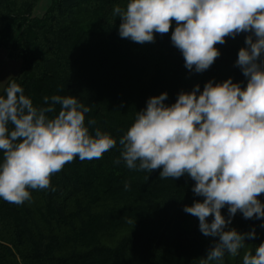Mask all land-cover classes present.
<instances>
[{"label":"trees","instance_id":"16d2710c","mask_svg":"<svg viewBox=\"0 0 264 264\" xmlns=\"http://www.w3.org/2000/svg\"><path fill=\"white\" fill-rule=\"evenodd\" d=\"M39 1L0 0V49L22 61L1 95L15 81L37 108L48 106L45 96H74L91 109L85 114L90 133L99 128L117 143L100 159L77 157L66 164L52 176L50 188L30 190L31 201L16 205L0 199V264H201L219 237L205 236L198 218L184 211L204 199L192 191L195 181L187 174L161 179L162 169H128L119 140L150 97L166 92L164 104L170 106L180 92L196 85L202 92L208 81L231 78L246 87L236 60L251 33L216 45L220 56L197 73L185 67L171 42L175 21L169 33L139 44L120 37L122 21L113 14L128 0H51L44 14L35 16ZM55 109L49 116L57 115L60 105ZM92 119L95 125L88 124ZM259 199L264 203V194ZM221 213L229 219L227 206ZM229 229L255 230L237 256L225 254L223 264H243L245 252L255 254L264 242V218L245 219L238 211Z\"/></svg>","mask_w":264,"mask_h":264},{"label":"clouds","instance_id":"9594fccd","mask_svg":"<svg viewBox=\"0 0 264 264\" xmlns=\"http://www.w3.org/2000/svg\"><path fill=\"white\" fill-rule=\"evenodd\" d=\"M113 14L122 21L120 37L139 44L154 42L156 33H169L175 21L171 42L185 67L197 73L220 56L216 45L251 33L236 60L246 87L231 78L208 81L202 92L199 85L180 92L170 106L164 104L166 92L150 97L119 140L128 169H162L161 179L187 174L195 181L192 191L204 199L184 211L198 218L205 236L219 237L201 264H223L226 253L237 256L246 239L255 237L254 229L225 231L231 217L239 211L245 219L264 218L259 199L264 194V0H128L124 8L115 6ZM5 91L0 95V199L6 202L31 201L30 190L50 188L52 176L66 164L77 157L100 159L117 143L99 128L90 133L85 114L91 109L74 96H45L48 106L37 108L15 81ZM56 105L58 114L49 116ZM124 186L127 190L129 182ZM225 206L227 220L221 213ZM243 264H264V242L255 254L245 252Z\"/></svg>","mask_w":264,"mask_h":264},{"label":"rangeland","instance_id":"374dc122","mask_svg":"<svg viewBox=\"0 0 264 264\" xmlns=\"http://www.w3.org/2000/svg\"><path fill=\"white\" fill-rule=\"evenodd\" d=\"M51 0H40L35 11V16H41L50 6ZM22 67L20 59L10 58L8 51L4 48L0 49V95L5 88L6 83L13 77H16Z\"/></svg>","mask_w":264,"mask_h":264}]
</instances>
